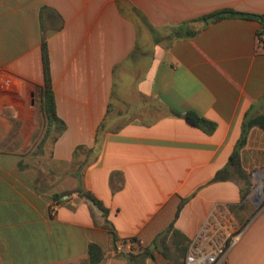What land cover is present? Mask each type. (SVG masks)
<instances>
[{
    "label": "crops",
    "instance_id": "crops-1",
    "mask_svg": "<svg viewBox=\"0 0 264 264\" xmlns=\"http://www.w3.org/2000/svg\"><path fill=\"white\" fill-rule=\"evenodd\" d=\"M221 8L264 13V0H0V264H90L89 243L103 251L97 264H128L146 247L152 255L136 264H183L189 251L223 244L216 264H264V207L253 213L255 201H241L228 165L244 116L264 110L259 22L225 17L166 44L137 14L160 29ZM41 25L65 124L47 151L35 148ZM171 110L216 127L208 134ZM255 135L264 141L253 128L244 159L254 158ZM97 138L99 156L78 179L73 151ZM163 235L187 247L177 263L163 255Z\"/></svg>",
    "mask_w": 264,
    "mask_h": 264
},
{
    "label": "trees",
    "instance_id": "trees-1",
    "mask_svg": "<svg viewBox=\"0 0 264 264\" xmlns=\"http://www.w3.org/2000/svg\"><path fill=\"white\" fill-rule=\"evenodd\" d=\"M44 9H47V6L44 5L41 8V15ZM137 14L140 15L141 20L145 22L147 28L151 31L153 39L156 41L164 40L166 44H169L172 40L178 38H192L196 36L200 27H203L213 21L225 17H240L255 20L260 24L258 35H264V13L240 11L232 8H221L205 15H202L200 17H197L195 19H191L189 21H184L175 25H165L160 29L152 27L149 23H147L145 17L141 16L139 12H137ZM61 21L62 20L60 17V23ZM197 24H200V26L197 27ZM41 31V59L43 70V83L42 85H37L35 87V106L38 114L42 119V122L40 124L42 140L47 138L49 135H51L52 131H54V134L51 138V142L53 143L57 139V137L64 131L65 124L57 116L55 110V99L51 86L49 56L43 25H41ZM260 41L261 43H264V38H261ZM260 100L261 103L264 104V94L261 96ZM171 112L176 116L182 117L189 124L200 128L208 134L213 132L216 127V122L201 117L193 111L178 112L171 110ZM253 128H258L264 133V110L257 113H246L241 124L240 136L228 159V165L232 169L233 174L244 185V189L243 191H241V201L243 203L248 202L247 195L251 186V171L245 169L242 151L248 144L249 133ZM96 142L97 144L95 143V145L91 147L85 145H78L75 147L70 162V174H73L76 178L80 179L83 175V172L97 160L101 146L98 143V138L96 139ZM223 172L224 170L219 171L215 179H222L224 177ZM75 191L81 197L85 198L93 205H95L99 210H101L103 216H106L107 208L90 191L84 190L80 187L75 189ZM66 194L70 195L71 191L66 192ZM60 197V194H53L52 201L58 203ZM257 210L258 209L253 211V213H255ZM247 221L248 218L241 222V228L246 225ZM110 236L112 242L115 243L117 241L115 233L111 231ZM132 241L138 245L139 249H141V245H139L136 239L132 238ZM161 244L163 246V255L167 259L175 261V263L178 262L177 257L184 255L187 249L185 245L179 246L178 241L175 237H172L171 241L169 243H166L165 235L161 237ZM87 252L90 264H97L102 259L103 251L101 247L96 243H89ZM147 255H152L148 247L144 248L139 254L134 255L129 253L126 256L128 264H132V262L136 264L137 259L143 258V256L145 257Z\"/></svg>",
    "mask_w": 264,
    "mask_h": 264
},
{
    "label": "rangeland",
    "instance_id": "rangeland-1",
    "mask_svg": "<svg viewBox=\"0 0 264 264\" xmlns=\"http://www.w3.org/2000/svg\"><path fill=\"white\" fill-rule=\"evenodd\" d=\"M139 29V28H138ZM141 34H139L140 37ZM54 134V131H52L51 135H49L47 138L42 140V132L38 135L37 141L35 142L36 149L40 148L42 149L45 147V150H48V147L51 142L52 135ZM249 152H253L254 158L251 160V158L244 159V165L246 166V163L250 164L248 169L251 171V186L249 189L248 197L250 203L251 200L255 201V204L253 205L255 209L259 208L261 209L264 207V141L261 140L258 135H255L251 138L250 144H249ZM249 157V155L247 154ZM260 170L259 172H256ZM259 190H262V193L260 195ZM257 198V199H256ZM111 264H121L119 262H111Z\"/></svg>",
    "mask_w": 264,
    "mask_h": 264
},
{
    "label": "built area",
    "instance_id": "built-area-1",
    "mask_svg": "<svg viewBox=\"0 0 264 264\" xmlns=\"http://www.w3.org/2000/svg\"><path fill=\"white\" fill-rule=\"evenodd\" d=\"M132 243V241L129 242V244ZM227 249L228 244H223L216 249L202 255L196 251H189L186 254L183 264H216L220 258L225 255Z\"/></svg>",
    "mask_w": 264,
    "mask_h": 264
},
{
    "label": "water",
    "instance_id": "water-1",
    "mask_svg": "<svg viewBox=\"0 0 264 264\" xmlns=\"http://www.w3.org/2000/svg\"><path fill=\"white\" fill-rule=\"evenodd\" d=\"M32 96H33V94H32ZM262 169H264V168H262ZM258 171H260V170H258ZM258 171H256V172H258ZM257 199V198H256ZM152 247H153V244L151 245ZM151 248V247H150Z\"/></svg>",
    "mask_w": 264,
    "mask_h": 264
},
{
    "label": "bare ground",
    "instance_id": "bare-ground-1",
    "mask_svg": "<svg viewBox=\"0 0 264 264\" xmlns=\"http://www.w3.org/2000/svg\"><path fill=\"white\" fill-rule=\"evenodd\" d=\"M259 172V171H258Z\"/></svg>",
    "mask_w": 264,
    "mask_h": 264
}]
</instances>
